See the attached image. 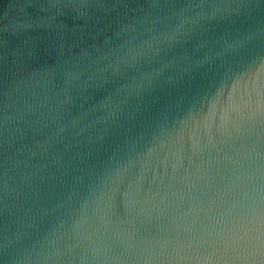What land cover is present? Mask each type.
Wrapping results in <instances>:
<instances>
[{"label": "clouds", "instance_id": "clouds-1", "mask_svg": "<svg viewBox=\"0 0 264 264\" xmlns=\"http://www.w3.org/2000/svg\"><path fill=\"white\" fill-rule=\"evenodd\" d=\"M0 264H264V0H11Z\"/></svg>", "mask_w": 264, "mask_h": 264}, {"label": "water", "instance_id": "water-1", "mask_svg": "<svg viewBox=\"0 0 264 264\" xmlns=\"http://www.w3.org/2000/svg\"><path fill=\"white\" fill-rule=\"evenodd\" d=\"M11 2V0H0V16H3L8 4ZM29 12H33L35 11L34 9H28ZM70 24V21H69ZM13 39V41L15 40V38H11Z\"/></svg>", "mask_w": 264, "mask_h": 264}]
</instances>
